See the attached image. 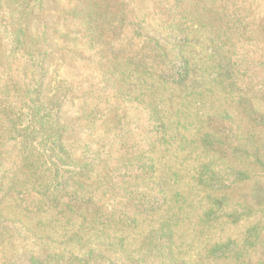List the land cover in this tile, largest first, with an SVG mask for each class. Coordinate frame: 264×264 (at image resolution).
I'll return each instance as SVG.
<instances>
[{
    "label": "trees",
    "instance_id": "obj_1",
    "mask_svg": "<svg viewBox=\"0 0 264 264\" xmlns=\"http://www.w3.org/2000/svg\"><path fill=\"white\" fill-rule=\"evenodd\" d=\"M44 1L0 0V77L5 79L0 88V264H9V246L28 236L41 239L51 250L36 264H193L178 255L177 223L171 218L157 220L177 194L180 174L168 160L177 140L168 124L174 117L165 103L161 105L164 98L157 101L153 95H136L126 84L137 75L160 79L168 86L187 82L192 73L188 30L193 26L207 30L212 39L225 91L240 82L231 75L232 50L239 42H257L262 72L259 90L250 84L241 92L232 90L240 95L238 105L246 126L227 110H208L200 116L201 137L190 144H197L201 155L195 178L203 193L201 223L212 226L227 220L238 224L258 214L264 218V203L255 207L237 193L245 182L264 176L260 144L264 134V13L254 14L250 30L246 25L250 16L245 17L235 2L229 7L231 0H55L56 20L50 27L60 49L51 61L64 66L66 84L84 95L77 99L86 121L101 124L106 136V155L90 163L66 146L59 98L63 92L54 90L53 103L44 99L43 89L51 85V79L46 77L49 65L43 67L39 43L46 33L43 28H32ZM22 61V76L29 85L24 92L14 78ZM90 85L102 90L113 86L116 91L94 90L91 108L84 101ZM104 104L113 110L111 114L102 111ZM129 106L140 111L137 123L132 124L128 116ZM113 116L119 121L109 125ZM11 141L18 152L4 162L3 150ZM73 203L94 209L83 214ZM9 204L17 217L7 216ZM41 214L66 225L62 240L41 236L17 219L34 220L30 215ZM76 214L81 216V230L69 233V227L78 222ZM143 224L148 230L140 245L130 247L128 231H140ZM263 234L264 225L255 224L241 239L216 243L208 250V258L245 264V256ZM83 243L100 254L86 261L64 256V246Z\"/></svg>",
    "mask_w": 264,
    "mask_h": 264
},
{
    "label": "rangeland",
    "instance_id": "obj_2",
    "mask_svg": "<svg viewBox=\"0 0 264 264\" xmlns=\"http://www.w3.org/2000/svg\"><path fill=\"white\" fill-rule=\"evenodd\" d=\"M205 2L209 3L208 1ZM234 2L238 4V8L243 12L245 17L246 14L250 16V18L246 17V25L251 30L254 14L264 13V0H231L228 6L230 7ZM55 10V0H45L42 11L36 14L35 23L32 25V28H43L46 33L44 41L39 43L43 67L47 68L49 65V69L47 68L48 76L46 77L51 79V85L43 89L44 99L48 103H53L56 93L54 90L58 89L63 92L59 98H61L62 124L66 128V146L76 156L90 163H96L107 153L105 151L107 147L103 145L106 141L105 133L100 128L101 124H88L86 115H83L81 104L77 99L84 98V95L74 93L77 88L72 90L73 86L66 84L67 78L64 66L56 60H53V63L51 61L52 58L57 56L60 49V42L52 35L50 27L54 20H56ZM218 14L219 12L216 14L217 17ZM188 35V58L191 62L192 73L187 82L168 86L160 79H153L148 76L140 78L137 75L131 77L126 84L130 92L136 95L139 93H144V96L147 97L153 95L156 96L157 101L164 98L165 102L161 101V105L165 103L166 110L171 117H174L168 124L177 140L170 148L168 160L173 170L178 171V174H180L178 182L175 184L177 194L173 201L169 202L166 208L158 214L157 220L171 218L177 223L175 239L180 260L193 264H223V260H210L207 254L208 250L218 242H226L229 239H241L253 225H264V218L261 214H258L238 224H232L227 220H221L212 226H204L201 223L204 208L202 203L203 193H201L195 180L197 176V159L201 155L196 149L197 144L190 143L201 137L200 116L206 114L208 110H227L241 126L244 127L248 124L241 107L238 105L240 95L232 90L241 92L240 90L247 88V84L257 86L256 90H259L258 85H260V77L262 76L261 60L259 59L261 52L257 42L241 41L234 46L235 49L232 50L233 69L231 75L233 81L238 78L240 81L239 85L244 84V86L241 88H239V85L233 86L225 91L220 86L218 55L213 50L214 46L209 33L201 27L193 26L189 28ZM258 36V34L255 35L256 38ZM23 65L24 61L17 67L18 71L14 75L15 82L22 92L29 88L27 79L22 76L24 72ZM4 83L5 79L0 77V88L3 87ZM66 88L67 90H71V92L66 91ZM87 90L88 93L84 101L86 105L92 104L91 108L95 102V94H92L94 90L109 94H113L116 91L113 89V86L102 90L97 85H90ZM164 90H167V94ZM258 107L260 109L263 108L260 105ZM129 108L128 116L133 120L132 124L137 123L140 111L135 106H129ZM102 111H105L107 114L113 112V110L109 111L106 104L103 105ZM118 121L119 117L113 116L108 123L110 125ZM260 144L264 159V134ZM17 152L18 149L15 142H9L3 150L2 160L8 162ZM237 193L240 198L246 199L251 205L255 207L261 205L264 203V176H255L245 182L243 186L238 188ZM72 205L78 212L82 211L83 214H89L94 209V207L82 203H73ZM10 206L11 204H9ZM11 210L12 207L6 210L9 213L7 216L9 218L17 217L11 213ZM30 217L34 218V220H27L23 217L17 219H20L34 230L40 231L39 235L41 236H50L53 239L62 240V236L66 231L64 229L66 225L60 224L56 220L52 222L51 218L44 219V215L42 214L30 215ZM74 218L78 222L69 227V233L81 230V216L76 214ZM56 229L59 231H56ZM147 230L148 225L143 224V228L140 231H128L131 236L128 245L132 248L138 247L143 233ZM259 242L245 256V264L264 263V234L261 236ZM64 248H66L64 256L71 260L80 259L86 261L100 254L98 249L89 247L87 244L84 245V243L81 245H67ZM7 252L8 259L10 260L9 264H36L39 260H44L51 254V250L48 249L41 239L32 238L31 236H28L26 240L19 241L13 247L9 246Z\"/></svg>",
    "mask_w": 264,
    "mask_h": 264
}]
</instances>
